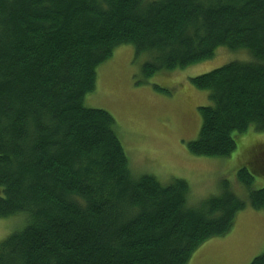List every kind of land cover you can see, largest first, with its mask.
Segmentation results:
<instances>
[{
	"label": "trees",
	"instance_id": "trees-1",
	"mask_svg": "<svg viewBox=\"0 0 264 264\" xmlns=\"http://www.w3.org/2000/svg\"><path fill=\"white\" fill-rule=\"evenodd\" d=\"M124 44L150 55L145 76L247 49L251 59L189 79L210 104L185 145L227 157L233 133L264 130V0H0V218L25 214L0 264H188L238 211L264 210V187L189 206L186 180L131 174L114 117L83 103Z\"/></svg>",
	"mask_w": 264,
	"mask_h": 264
},
{
	"label": "rangeland",
	"instance_id": "rangeland-1",
	"mask_svg": "<svg viewBox=\"0 0 264 264\" xmlns=\"http://www.w3.org/2000/svg\"><path fill=\"white\" fill-rule=\"evenodd\" d=\"M149 58L148 53L136 54L130 44L116 47L97 66L95 88L85 95L84 105L104 109L114 117L133 176L150 174L163 184L175 178L186 180L189 206L219 195L225 188L247 202L251 190L264 187V171H261L264 130L250 126L243 133H233L236 148L227 157L196 155L185 143L198 136L201 123L198 106L210 104L208 91L196 88L189 79L232 61L249 60L252 58L249 51L221 46L211 58L145 76L142 65ZM243 168H248L252 176L249 186L238 180L239 170ZM241 213L264 219L263 209L249 205L238 211L236 218ZM24 223L23 213L0 218V241L21 229ZM251 223L247 218L246 224ZM230 234L208 239L189 261H195L197 250L206 258L201 264H244L246 259L251 261L263 253L264 232H252L250 228L226 239L222 248L213 245L212 240H222Z\"/></svg>",
	"mask_w": 264,
	"mask_h": 264
},
{
	"label": "crops",
	"instance_id": "crops-1",
	"mask_svg": "<svg viewBox=\"0 0 264 264\" xmlns=\"http://www.w3.org/2000/svg\"><path fill=\"white\" fill-rule=\"evenodd\" d=\"M241 214L237 216L232 229L229 231V233H231L229 236L225 237L222 240H212L214 246L218 248H222L223 243L226 239L231 238L233 235H235L238 232H241L245 228H250L252 232H260L261 230L264 232V219L258 220V218H253L249 213H245L242 215ZM247 218L253 221V223L246 224ZM195 256L197 257L195 261L193 263L189 261L188 264H201L202 262L206 261V258L204 257V253H199L198 250L195 253ZM249 262L250 261L247 262L246 259L245 263L249 264Z\"/></svg>",
	"mask_w": 264,
	"mask_h": 264
}]
</instances>
